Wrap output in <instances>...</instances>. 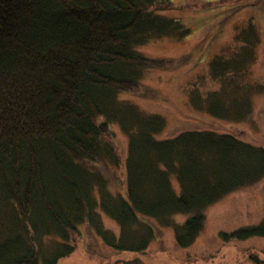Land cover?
I'll use <instances>...</instances> for the list:
<instances>
[{
    "label": "trees",
    "instance_id": "1",
    "mask_svg": "<svg viewBox=\"0 0 264 264\" xmlns=\"http://www.w3.org/2000/svg\"><path fill=\"white\" fill-rule=\"evenodd\" d=\"M233 3L235 12L241 0ZM176 9L173 0H0V264H58L83 225L111 251L144 253L162 227L186 249L208 208L264 178V146L215 130L161 139L166 118L121 97L149 70L176 65L140 51L189 36ZM238 30L210 61L218 87L189 96L195 110L234 123L264 96V82L251 78L260 30L254 18ZM114 125L128 138L124 157ZM121 167L124 182L112 191L109 175ZM222 236L262 238L264 223Z\"/></svg>",
    "mask_w": 264,
    "mask_h": 264
},
{
    "label": "rangeland",
    "instance_id": "2",
    "mask_svg": "<svg viewBox=\"0 0 264 264\" xmlns=\"http://www.w3.org/2000/svg\"><path fill=\"white\" fill-rule=\"evenodd\" d=\"M223 1L225 3L220 5ZM233 1L173 0L177 8L173 15L188 24L189 36L182 40H151L140 48L141 53L148 57L177 61L167 70H149L136 93L121 96L147 113H159L166 118L167 128L161 139L187 130H215L264 146L263 95L254 97L251 117L240 123L215 120L206 112L195 110L189 101L193 89L206 93L218 87L210 79L211 59L233 44L238 29L253 18L260 30L261 43L251 78L264 82V0H241L239 10L235 12L233 10L238 7L230 8L236 6ZM206 2H212V6L204 5ZM112 130L115 144L124 157L128 138L118 126L114 125ZM117 176L109 175L112 191L121 189L125 179L124 167L118 170ZM100 216L105 229L119 234L114 221L103 213ZM184 219L185 216H177L175 221L181 223ZM263 223L264 178L208 208L202 232L186 249L177 246L171 228L162 227L144 253L111 251L103 245L95 228L83 225L76 236L74 252L59 259L58 264H255V257L264 259V237L226 242L221 235Z\"/></svg>",
    "mask_w": 264,
    "mask_h": 264
}]
</instances>
